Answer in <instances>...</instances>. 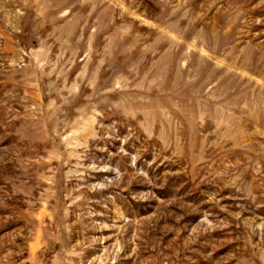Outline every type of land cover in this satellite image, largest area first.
<instances>
[{"label": "rangeland", "instance_id": "obj_1", "mask_svg": "<svg viewBox=\"0 0 264 264\" xmlns=\"http://www.w3.org/2000/svg\"><path fill=\"white\" fill-rule=\"evenodd\" d=\"M0 264H264V0H0Z\"/></svg>", "mask_w": 264, "mask_h": 264}]
</instances>
